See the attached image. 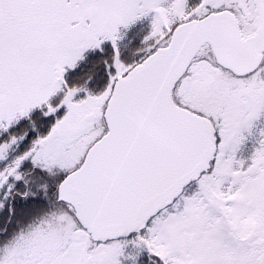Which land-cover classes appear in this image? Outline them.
<instances>
[{"label": "snow or ice", "instance_id": "snow-or-ice-1", "mask_svg": "<svg viewBox=\"0 0 264 264\" xmlns=\"http://www.w3.org/2000/svg\"><path fill=\"white\" fill-rule=\"evenodd\" d=\"M0 264H264V0H0Z\"/></svg>", "mask_w": 264, "mask_h": 264}]
</instances>
